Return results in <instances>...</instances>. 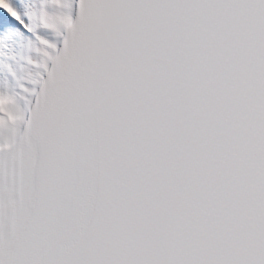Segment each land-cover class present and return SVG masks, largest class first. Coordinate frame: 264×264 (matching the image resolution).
Wrapping results in <instances>:
<instances>
[{"label": "snow or ice", "instance_id": "snow-or-ice-1", "mask_svg": "<svg viewBox=\"0 0 264 264\" xmlns=\"http://www.w3.org/2000/svg\"><path fill=\"white\" fill-rule=\"evenodd\" d=\"M0 264H264V0H0Z\"/></svg>", "mask_w": 264, "mask_h": 264}]
</instances>
